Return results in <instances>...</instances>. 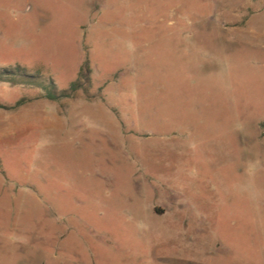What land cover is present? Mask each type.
Here are the masks:
<instances>
[{
    "label": "rangeland",
    "instance_id": "1",
    "mask_svg": "<svg viewBox=\"0 0 264 264\" xmlns=\"http://www.w3.org/2000/svg\"><path fill=\"white\" fill-rule=\"evenodd\" d=\"M0 70V264H264V0H0Z\"/></svg>",
    "mask_w": 264,
    "mask_h": 264
},
{
    "label": "trees",
    "instance_id": "2",
    "mask_svg": "<svg viewBox=\"0 0 264 264\" xmlns=\"http://www.w3.org/2000/svg\"><path fill=\"white\" fill-rule=\"evenodd\" d=\"M16 72L19 73L17 75H19L20 77L29 79V81H33L36 78L34 76L27 75L21 68H18ZM86 74L88 75L89 72H87ZM17 75L14 72L10 73L7 70H0V81L4 80V81L16 82L15 78L12 76H17ZM86 80L87 82L90 81L88 76ZM51 86H52V89L48 91L47 98L52 101H58L63 98H71L75 93L82 90V85L79 81L72 83L68 90H64L60 93L54 90V84H51Z\"/></svg>",
    "mask_w": 264,
    "mask_h": 264
}]
</instances>
